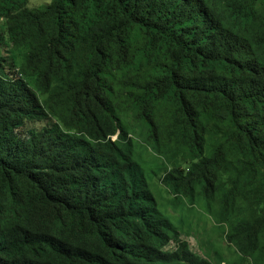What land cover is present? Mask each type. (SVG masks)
Returning a JSON list of instances; mask_svg holds the SVG:
<instances>
[{
    "label": "trees",
    "instance_id": "1",
    "mask_svg": "<svg viewBox=\"0 0 264 264\" xmlns=\"http://www.w3.org/2000/svg\"><path fill=\"white\" fill-rule=\"evenodd\" d=\"M4 47L0 264H264V0H0Z\"/></svg>",
    "mask_w": 264,
    "mask_h": 264
},
{
    "label": "clouds",
    "instance_id": "2",
    "mask_svg": "<svg viewBox=\"0 0 264 264\" xmlns=\"http://www.w3.org/2000/svg\"><path fill=\"white\" fill-rule=\"evenodd\" d=\"M5 43L6 44H9L8 42H5ZM4 48L7 49L6 57H4V58H8L9 48L8 47H4ZM4 48H3V50H4ZM3 50L0 51V55H1V52H3ZM2 64L5 65V63H3V62H2ZM26 123H44V125L41 126L40 128H37L36 130L30 131L26 135V134H23V132H24V129L23 128L26 125ZM55 124H56V121H54L53 119H49V118H46V119H43V120H38V121H24V123L22 124V126H20L19 128H17L16 130L12 131V134H15L20 139H26L30 135H32V136H39L42 133H44L45 131H49V130H52L54 128H58V127H54ZM63 133H65V132H63ZM115 139H116V136H113L112 137V140H115Z\"/></svg>",
    "mask_w": 264,
    "mask_h": 264
},
{
    "label": "rangeland",
    "instance_id": "3",
    "mask_svg": "<svg viewBox=\"0 0 264 264\" xmlns=\"http://www.w3.org/2000/svg\"><path fill=\"white\" fill-rule=\"evenodd\" d=\"M35 4H36V2H35ZM6 53H7V49L4 48L3 52H1V55L3 57H6ZM43 125H44V123H26V125L23 128L24 129L23 134L27 135L30 131L36 130L37 128H40ZM139 142L142 145H145L141 139H139ZM147 158H148L149 161L152 160V157L149 156V155H147ZM149 161H146V162H149ZM188 241H189V244H190L191 247L195 246V242H194V240L191 237L188 238Z\"/></svg>",
    "mask_w": 264,
    "mask_h": 264
}]
</instances>
